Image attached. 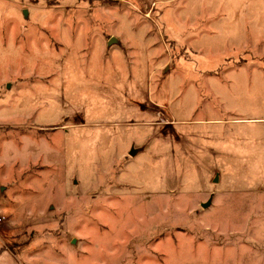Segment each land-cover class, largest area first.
Masks as SVG:
<instances>
[{
  "label": "rangeland",
  "instance_id": "1",
  "mask_svg": "<svg viewBox=\"0 0 264 264\" xmlns=\"http://www.w3.org/2000/svg\"><path fill=\"white\" fill-rule=\"evenodd\" d=\"M260 118L264 0H0V264H257Z\"/></svg>",
  "mask_w": 264,
  "mask_h": 264
},
{
  "label": "water",
  "instance_id": "2",
  "mask_svg": "<svg viewBox=\"0 0 264 264\" xmlns=\"http://www.w3.org/2000/svg\"><path fill=\"white\" fill-rule=\"evenodd\" d=\"M24 14L26 15V10H25V9H24ZM113 41H114L113 37H110V38L108 39V41H107V44H109V43H111V42H113ZM132 153H133V149L130 148L128 154L131 155ZM200 205H201V207H205V206L208 205V201H205L204 203H201Z\"/></svg>",
  "mask_w": 264,
  "mask_h": 264
},
{
  "label": "crops",
  "instance_id": "3",
  "mask_svg": "<svg viewBox=\"0 0 264 264\" xmlns=\"http://www.w3.org/2000/svg\"><path fill=\"white\" fill-rule=\"evenodd\" d=\"M110 37H113V36L110 35V36L108 37V39H109ZM108 39L106 40V42L108 41ZM113 39H114V41L111 42V43H115V42L117 41V38L115 39V37H113ZM262 119L264 120V118H260V120H262ZM0 238L2 239L3 237L0 236ZM3 239H5V238H3ZM260 253H261V252H260ZM263 258H264V255L260 258V261H259V262L257 261V262H258L257 264H263V263H262ZM255 264H256V263H255Z\"/></svg>",
  "mask_w": 264,
  "mask_h": 264
},
{
  "label": "built area",
  "instance_id": "4",
  "mask_svg": "<svg viewBox=\"0 0 264 264\" xmlns=\"http://www.w3.org/2000/svg\"><path fill=\"white\" fill-rule=\"evenodd\" d=\"M0 222H1V217H0Z\"/></svg>",
  "mask_w": 264,
  "mask_h": 264
}]
</instances>
